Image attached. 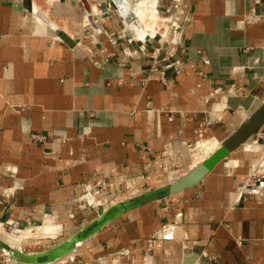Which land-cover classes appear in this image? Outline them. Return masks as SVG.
I'll return each instance as SVG.
<instances>
[{
    "label": "crops",
    "instance_id": "1",
    "mask_svg": "<svg viewBox=\"0 0 264 264\" xmlns=\"http://www.w3.org/2000/svg\"><path fill=\"white\" fill-rule=\"evenodd\" d=\"M90 1L0 0L1 227L84 226L191 169L264 102V0H186L161 55L181 44L196 69H169L166 83L152 69L159 42L130 39L138 30L116 14L96 20ZM263 136L49 264H264V178L240 188Z\"/></svg>",
    "mask_w": 264,
    "mask_h": 264
},
{
    "label": "water",
    "instance_id": "2",
    "mask_svg": "<svg viewBox=\"0 0 264 264\" xmlns=\"http://www.w3.org/2000/svg\"><path fill=\"white\" fill-rule=\"evenodd\" d=\"M119 7L118 0H107ZM129 2V0H128ZM130 3V2H129ZM264 126V102L252 113L243 119L235 129L227 135L203 161L197 163L191 169L167 184L159 185L153 189L121 199L103 210L97 217L89 221L81 229L74 232L70 237L55 243L51 247L28 252L17 247L0 236V249L9 259L23 264H49L53 263L77 250L79 245L101 230L105 225L124 213L138 208L151 201L163 199L184 189L193 187L201 182L206 175L231 152L241 147L254 134ZM194 258L189 259L191 264Z\"/></svg>",
    "mask_w": 264,
    "mask_h": 264
},
{
    "label": "rangeland",
    "instance_id": "3",
    "mask_svg": "<svg viewBox=\"0 0 264 264\" xmlns=\"http://www.w3.org/2000/svg\"><path fill=\"white\" fill-rule=\"evenodd\" d=\"M103 1L104 0H91L90 1L92 4L95 5V11H94L95 17H96L95 19L96 20L99 19L100 21L103 22V21H106L105 19H113L114 14H116L118 16V18H120V20L122 19V21L125 23L126 18L123 15H121V11L120 10L118 11L119 7H117L113 2L106 1V3H107L106 7H108V10H107L108 13L104 14V12L102 10ZM140 2H141V0H131L130 4H133V5L139 7ZM147 6H148V8H145L144 6L143 7L140 6L139 7L140 11L145 14L144 18L147 21V24L151 25L152 28L156 32L148 31L142 37H146L148 39H154L153 42H156V41L160 42V39H161L160 34L164 32V30L167 26V23L165 21H163L162 15H160V18L157 17V15L151 9L150 5H147ZM123 22L120 21L119 24L122 23V25H123ZM99 23H101V22H99ZM103 23H105V22H103ZM114 23H116V22H111L112 25H114ZM129 24H131V22ZM138 34L139 33L135 30L132 33H130L129 38L136 37V39L139 40L141 36H139ZM137 40H135V41H137ZM263 138H264V136H263ZM223 139L216 141V142H209L208 144H206L205 145L206 147L204 146L206 149H203V152L198 153L199 155L196 156V159H194L193 163L196 165L197 162L199 163V162L203 161L215 148H217L219 146V144L221 143V141ZM255 139H256V137H253L251 140L247 141V142H249L248 144H250L249 147H251V148L254 147L253 145H251V143L254 142ZM256 153H258V151ZM261 155H262V153L257 154L256 159L258 158L257 160H259ZM181 172H184V171L181 170ZM179 176L180 175H178L177 177H179ZM172 177L174 179L177 178L176 176H171V178ZM162 180H160V181H162ZM171 180H173V179H169L168 181L166 180V182H163V183L167 184ZM138 194H139V192H138ZM49 221H50V219H49ZM49 221L47 222L44 220V222H38V223H35L32 225L15 223V224H11L10 225L11 227H7L5 225H4V227L0 226V236L2 237V239H4L5 241H7V242H9L15 246H19L18 244H20L19 247H22V249L25 251L34 252V251L45 250V249L51 247L52 245H54L55 243L60 242L64 239L70 237L74 232L81 229L83 226V225L80 226L77 224L68 223V224L60 225L61 228H59V227H56L55 225H52L53 229H54L53 234H51V233L50 234H42L41 231L36 227L42 226L45 224H50L51 221L50 222ZM84 225H86V224H84ZM27 228H32L33 234L29 235V236L22 237V239L20 240L22 230H25Z\"/></svg>",
    "mask_w": 264,
    "mask_h": 264
},
{
    "label": "built area",
    "instance_id": "4",
    "mask_svg": "<svg viewBox=\"0 0 264 264\" xmlns=\"http://www.w3.org/2000/svg\"><path fill=\"white\" fill-rule=\"evenodd\" d=\"M146 5V1L144 2ZM150 4V2H149ZM151 9L157 14L163 16V21L167 23V26L163 33L160 34V42L159 44L154 48L153 51V65L152 69L157 70L159 74V79L166 83L167 82V71L169 69L175 70V71H182L186 68L196 69L194 64L187 65L184 62L183 54L184 49L182 48V45L179 44L174 47L173 50H167L164 55H161L162 49L165 45V43L168 41V38L171 34V30L173 28L175 20V15L177 13H180L185 7H186V0H173V3L171 5V8L168 10H158L155 7L150 6ZM130 39L137 40L136 37H131ZM144 39V37H140L139 40ZM201 75H204L203 71H198ZM38 134H33V137H37ZM264 152L260 156L257 164L253 167L252 171L249 173V176L246 180V183L241 185L242 191H248L251 188V183L254 181V179H263L264 178ZM8 263H18L15 262L7 256V254L0 249V264H8Z\"/></svg>",
    "mask_w": 264,
    "mask_h": 264
},
{
    "label": "bare ground",
    "instance_id": "5",
    "mask_svg": "<svg viewBox=\"0 0 264 264\" xmlns=\"http://www.w3.org/2000/svg\"><path fill=\"white\" fill-rule=\"evenodd\" d=\"M118 2H119V9H120V11L125 15V18L128 21V23L131 22V26L135 27L138 30L139 36L140 35H143V33H147L145 31H150V32L154 31L153 28H152V26L149 25V24H147V21L144 18L145 17V14L140 11V8H139L140 6L139 7H132L131 8L132 10H131L130 9V5H129V3H128L127 0H118ZM119 9H118V11H119ZM136 16H138L140 18V20H139L140 23H139V21H137L135 19ZM157 17L160 18L159 15H157Z\"/></svg>",
    "mask_w": 264,
    "mask_h": 264
}]
</instances>
